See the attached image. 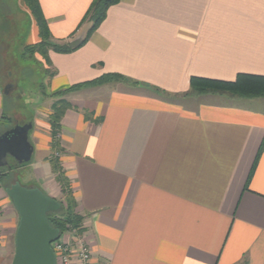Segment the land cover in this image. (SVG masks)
Listing matches in <instances>:
<instances>
[{
  "label": "crops",
  "instance_id": "crops-1",
  "mask_svg": "<svg viewBox=\"0 0 264 264\" xmlns=\"http://www.w3.org/2000/svg\"><path fill=\"white\" fill-rule=\"evenodd\" d=\"M38 2L50 43L85 36L92 0ZM24 10L14 0L13 15ZM38 41L31 19L22 53ZM30 55L49 101L28 122V178L56 200L53 93L121 77L63 95L56 129L88 264H264V97L189 86L192 76H264V0H120L75 50L48 49L49 63ZM6 187L0 179V264L11 262L19 220Z\"/></svg>",
  "mask_w": 264,
  "mask_h": 264
},
{
  "label": "rangeland",
  "instance_id": "rangeland-1",
  "mask_svg": "<svg viewBox=\"0 0 264 264\" xmlns=\"http://www.w3.org/2000/svg\"><path fill=\"white\" fill-rule=\"evenodd\" d=\"M13 9L14 0H0V49L4 51V54L0 53V110H2L0 113V134L16 126L34 122L38 118V109L45 107L49 101V96L43 95L44 71L41 64L37 63L30 54L24 56L21 50V46L30 32V21L32 19V23H35L34 19L25 10L22 14L15 13L14 16ZM85 23L88 27L91 25V21ZM40 112L44 111L40 110ZM32 134L33 131L30 130L28 139L31 142H33ZM56 139H58L57 131L54 135V142ZM52 156L58 158L54 154ZM33 160L34 155L29 162L22 166L14 167L11 170L7 168L8 174L5 177L7 186L17 180L23 186L32 187L33 182L28 177H32L33 167L31 164ZM8 162L13 163V158L9 156ZM57 201L60 202L62 208L67 204L63 193ZM53 213L62 216L63 211L60 207ZM66 224L74 228L82 227L72 223ZM13 254L14 249H11V260Z\"/></svg>",
  "mask_w": 264,
  "mask_h": 264
},
{
  "label": "trees",
  "instance_id": "trees-1",
  "mask_svg": "<svg viewBox=\"0 0 264 264\" xmlns=\"http://www.w3.org/2000/svg\"><path fill=\"white\" fill-rule=\"evenodd\" d=\"M24 3L25 9L33 17L39 41L35 44L25 45L24 53L26 54H40L45 62L49 63L47 58V50L52 49L55 52L65 53L71 52L78 48L82 43L86 41L88 36L95 30L98 24L104 19L107 9L120 0H92L89 7L87 8L82 22L91 21V25L86 31L85 36L82 38L79 45L76 47H71L68 43L64 44H53L50 43L49 31L46 21L41 12L38 0H21ZM121 78L117 73H108L95 80L88 81L85 83H80L69 87L66 90L58 91L53 93V96L58 97L52 104L51 111L48 115V122L50 124V136H51V151H59L60 146L57 141L54 142V135L58 127V121L64 111L69 108V103L63 98V95L67 94L71 90L82 87L83 85L89 84H99L108 80ZM189 86L193 92L196 93H207V92H225L237 96L243 97H264V76L252 75L239 73L236 78L232 81H223L217 79L203 78L192 76L189 79ZM53 155V154H52ZM51 155L52 171L54 173V178L59 184L61 191L64 195V200L67 204L61 209L63 211L62 216H58L54 213H49L47 215L50 225L57 227L60 231L64 228L66 223H72L75 226L80 225L81 218L75 213V200L72 195L69 180L61 171V167L58 162V158ZM23 164H9V170L17 166H22ZM8 174L7 167L0 168V179H4Z\"/></svg>",
  "mask_w": 264,
  "mask_h": 264
},
{
  "label": "water",
  "instance_id": "water-1",
  "mask_svg": "<svg viewBox=\"0 0 264 264\" xmlns=\"http://www.w3.org/2000/svg\"><path fill=\"white\" fill-rule=\"evenodd\" d=\"M82 35L69 42L76 47ZM31 123L16 126L0 134V168H9L8 157L16 164L29 162L33 146L28 140ZM18 214L14 236V254L10 264H55L50 244L58 239L60 230L50 225L47 215L60 209L56 199L46 195L38 187H26L15 181L5 188Z\"/></svg>",
  "mask_w": 264,
  "mask_h": 264
},
{
  "label": "built area",
  "instance_id": "built-area-1",
  "mask_svg": "<svg viewBox=\"0 0 264 264\" xmlns=\"http://www.w3.org/2000/svg\"><path fill=\"white\" fill-rule=\"evenodd\" d=\"M59 156V151L53 153ZM51 249L54 252L55 264H88L90 259V245L86 233L81 228H74L66 224L60 231L58 239L53 241Z\"/></svg>",
  "mask_w": 264,
  "mask_h": 264
},
{
  "label": "flooded vegetation",
  "instance_id": "flooded-vegetation-1",
  "mask_svg": "<svg viewBox=\"0 0 264 264\" xmlns=\"http://www.w3.org/2000/svg\"><path fill=\"white\" fill-rule=\"evenodd\" d=\"M9 164H16V162L13 160V163H9ZM16 165H18V164H16ZM16 181H17V180H16ZM14 182H15V181H14ZM14 182H13V183H14ZM11 184H12V183H10L9 186H10Z\"/></svg>",
  "mask_w": 264,
  "mask_h": 264
}]
</instances>
